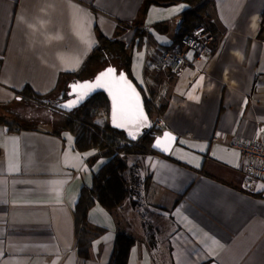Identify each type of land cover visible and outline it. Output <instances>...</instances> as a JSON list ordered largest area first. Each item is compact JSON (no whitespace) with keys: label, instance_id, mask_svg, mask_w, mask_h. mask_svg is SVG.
I'll return each mask as SVG.
<instances>
[{"label":"crops","instance_id":"0c3cea01","mask_svg":"<svg viewBox=\"0 0 264 264\" xmlns=\"http://www.w3.org/2000/svg\"><path fill=\"white\" fill-rule=\"evenodd\" d=\"M190 9L0 0V118L11 120L5 110L16 92L47 95L77 72L98 44L97 27L133 45L132 78L178 136L169 156H121L129 194L112 212L89 211V226L104 233L82 259L73 213L106 159L91 164L96 151H77L69 132L12 133L0 122V264H108L119 234L135 240L127 264H264V181L244 193L242 157L229 146L264 138V0H213L202 26L211 52L186 51L172 74L159 57Z\"/></svg>","mask_w":264,"mask_h":264},{"label":"trees","instance_id":"16d2710c","mask_svg":"<svg viewBox=\"0 0 264 264\" xmlns=\"http://www.w3.org/2000/svg\"><path fill=\"white\" fill-rule=\"evenodd\" d=\"M178 2L190 5L191 9L183 13L180 31L176 35L173 44L165 50L179 46L181 40L190 35L195 27L206 26V16L213 6V0H145V10L150 4L169 6ZM162 26L165 25L158 24L156 27ZM96 36L98 44L80 69L75 73L61 76L60 83L63 80H66L65 83L68 84L73 79L91 78L97 72L92 68L102 60L109 62V65L116 66L119 70H124L129 78L133 80L130 65L133 45L125 46L120 41L107 39L97 27ZM259 37L264 39L262 29ZM118 48V56L113 55L112 52ZM112 59H115L117 63L114 64ZM60 83L55 91L47 95H39L29 87L16 92L15 95L21 101L32 103L34 108L30 110L31 116L36 118L39 116V123L55 127L54 133L56 135H60L61 132H69L75 139V149L77 151L95 150L96 154L91 159V164H95L100 158L106 159V162L94 175L92 186L82 187L73 213L77 255L82 259H88L93 241L104 233L103 229L89 226V211L98 204L105 210L112 212L123 204L129 193L124 179L127 166L121 156H143L154 153L151 150V145L155 132L151 130L150 134L145 135L135 144L127 143L122 133L111 129L109 126V103L103 94L94 96L82 108L70 114L55 110L52 106L53 101L57 102V98L61 92L65 91L67 85L60 90ZM143 97L151 120L154 118L155 113L162 114V108H158L144 94ZM95 110L99 113L96 114ZM98 116H100V119H98ZM0 122L12 133L37 128L22 124L17 120L0 118ZM134 244L135 240L133 238L121 234L117 235L108 264H127L130 250Z\"/></svg>","mask_w":264,"mask_h":264},{"label":"water","instance_id":"95a60500","mask_svg":"<svg viewBox=\"0 0 264 264\" xmlns=\"http://www.w3.org/2000/svg\"><path fill=\"white\" fill-rule=\"evenodd\" d=\"M108 69L115 70V80H119V77L123 75L128 84H131L132 88L135 89V92L139 96V105L142 110L144 117H146V123L143 121H136L130 117H118L116 122L113 121V96L110 94V89L112 92H116L118 88H123V84H115L113 82L112 77L105 78L102 81L104 86L101 87H79L73 90L71 85H95L97 78L101 76V74L105 73ZM98 94L105 95L106 99L109 103V113H108V123L111 129L120 132L124 135V138L127 143L135 144L140 141L145 135L150 134L152 130V121L147 113L145 100L140 88L136 85V83L131 80L128 74L124 70H119L114 65H108L104 67L102 70L98 71L95 75L88 79H73L69 81L66 85L65 91L61 92L59 95V99H62L63 96H66V99L61 102L53 103V107L60 112L70 114L80 108H82L87 102H89L94 96ZM126 103V101H125ZM65 105H71V107H65ZM117 124H121L122 126L118 127ZM167 134V135H166ZM171 138V139H170ZM178 140V136L175 135L170 130H165L158 135H154V139L151 145V150L155 153L161 154L163 156H169L172 148L175 146ZM159 141V147H157V142Z\"/></svg>","mask_w":264,"mask_h":264},{"label":"built area","instance_id":"2783aa9c","mask_svg":"<svg viewBox=\"0 0 264 264\" xmlns=\"http://www.w3.org/2000/svg\"><path fill=\"white\" fill-rule=\"evenodd\" d=\"M213 37L204 27H195L190 35L181 40V44L173 49L164 50L159 62L163 69L172 74H178L182 69L186 51H193L196 56L202 57L211 52ZM97 114L98 112L95 111ZM166 122L163 114L157 112L152 119V130L156 135L165 131ZM230 148L239 151L242 157L244 182L242 190L248 195L255 194L259 185L264 181V138L255 140H234Z\"/></svg>","mask_w":264,"mask_h":264},{"label":"snow or ice","instance_id":"6c2138e0","mask_svg":"<svg viewBox=\"0 0 264 264\" xmlns=\"http://www.w3.org/2000/svg\"><path fill=\"white\" fill-rule=\"evenodd\" d=\"M107 77H112L113 82L117 85L123 84V88H118L116 92H112L110 89V94L113 96V121L116 122L117 118H123L125 116L130 117L136 121H143L146 123V117L139 105V96L135 92V89L132 88L131 84H128L125 80V77L121 75L119 80H115V70L108 69L105 73L101 74L100 77L97 78L95 85H71L70 87L75 90L79 87H101L104 86L102 81ZM126 101V103H125ZM65 107H71V105H65ZM118 127L122 126L121 124H117ZM167 135V134H166ZM171 139V138H170ZM157 147H159V141L157 142Z\"/></svg>","mask_w":264,"mask_h":264},{"label":"rangeland","instance_id":"374dc122","mask_svg":"<svg viewBox=\"0 0 264 264\" xmlns=\"http://www.w3.org/2000/svg\"><path fill=\"white\" fill-rule=\"evenodd\" d=\"M123 45H125V43H123ZM125 46H127V45H125ZM118 50H119V48L114 50L112 52V54L118 56V53H117ZM112 61L114 62V64L117 63V61L115 59H112ZM108 65H109V62L102 60V61L98 62L92 69L97 70V72H98ZM110 65H112V64H110ZM53 103H56V102L53 101ZM32 108H34L32 103H30L28 101H19V97H18L16 101H14L10 105H8V109L5 110V113L7 114V116H9V118H11V120H17L18 122H20L22 124H27L31 127H37V128L44 130V131L55 130V127H53V126H50L48 124L39 123L40 122L39 116H38V118H36L35 116H31L30 110ZM95 111H97V110H95ZM29 114H30V116H29ZM98 119H100V116H98Z\"/></svg>","mask_w":264,"mask_h":264},{"label":"flooded vegetation","instance_id":"af4514ba","mask_svg":"<svg viewBox=\"0 0 264 264\" xmlns=\"http://www.w3.org/2000/svg\"><path fill=\"white\" fill-rule=\"evenodd\" d=\"M143 94V93H142ZM66 99V96L64 95L63 96V98L62 99H59V98H57V102H61V101H64ZM56 102V103H57ZM53 105V104H52ZM54 108V107H53ZM55 109V108H54ZM56 110V109H55ZM152 121V120H151Z\"/></svg>","mask_w":264,"mask_h":264}]
</instances>
